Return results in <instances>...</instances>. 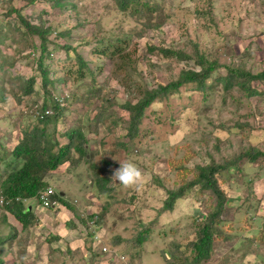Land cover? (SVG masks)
I'll return each instance as SVG.
<instances>
[{"label": "rangeland", "instance_id": "1", "mask_svg": "<svg viewBox=\"0 0 264 264\" xmlns=\"http://www.w3.org/2000/svg\"><path fill=\"white\" fill-rule=\"evenodd\" d=\"M140 1L146 6L132 12V5L121 10L117 0H0L3 153L28 124L37 122L31 108L46 101L50 109L52 100H59L63 110L48 131L55 128L54 136L66 142L62 134L81 126L91 152L89 161L66 167L70 172L62 168L48 175L49 186L65 192L75 214L58 201L44 207L34 199L35 222L22 230L11 215L2 219L0 206L2 264H174L167 244L192 238L194 220L213 209L215 195L199 186L188 188L172 211L159 214L168 192L182 184L183 175L190 180L196 165L236 159L237 168L217 175L226 194L218 223L223 234L201 264H264V157L239 158L246 151L264 152V80L253 83L261 90L255 96L237 86L226 89L222 80L229 66L253 73L264 69V0ZM17 13L30 24L51 28L45 88L38 67L40 39L23 28ZM108 44L119 51L100 54L98 47ZM159 48L182 51L191 59L165 56ZM197 53L220 64L204 89L184 83L156 99L129 139L125 105L184 70L199 69L193 60ZM77 54L87 68L79 69ZM71 154L77 156L73 149ZM102 159L112 162L106 167L110 176L118 160H132L148 182L137 192L114 180L112 198L99 194L89 162L100 165ZM106 200L111 205L104 207ZM91 214H102L99 226L87 223ZM155 218L149 240L136 246L138 233ZM117 238L122 240L115 243Z\"/></svg>", "mask_w": 264, "mask_h": 264}, {"label": "trees", "instance_id": "2", "mask_svg": "<svg viewBox=\"0 0 264 264\" xmlns=\"http://www.w3.org/2000/svg\"><path fill=\"white\" fill-rule=\"evenodd\" d=\"M117 1L121 10L129 9V6L132 5V12H138L141 9L140 7L143 8L146 6V3H142L140 0ZM17 18L27 32L40 39L38 67L41 70L43 87L45 88V84L49 81L50 77L48 65L45 63V57L46 55H51L47 46V38L51 32V28H43L35 24H30L21 13H17ZM101 46L102 48H100V46L98 47V49H100L98 50L100 54H106L108 51V54L113 56L116 51H119V48L116 50L114 44ZM111 46L112 49L109 50ZM159 50L163 55L168 57L174 56L178 59H191L182 51H175L169 48H159ZM68 53L67 51V54ZM122 56H120L119 53L121 60L123 58ZM77 58L79 69L82 70V68H87L86 63H83L79 54H77ZM127 59L128 57L126 60ZM193 60L195 64L199 66V69L184 70L176 80L166 84L158 83L157 87L154 89H145L140 92L141 95L137 102L127 103L125 105V109L128 112L126 135L129 139L137 135L142 117L151 103L155 102L156 99L161 100L162 97H167L172 92L178 90L184 83L193 82L198 88L203 90L206 80L210 78L220 66L217 61H209L200 53H197ZM222 80L226 89L237 86L238 89L245 92L247 96L260 95L261 90H258L253 83L264 80V69L253 73L249 70L229 66ZM31 87L32 85L30 84V86L25 87L22 92L24 94L29 93ZM36 107H38V105L33 106L34 109L31 108V112L39 117L37 122L35 121L26 126L22 131L21 137L10 147L9 153H3V147H0V163L4 165V168L0 170L2 171L1 175L3 174V177L0 179V196L3 199L0 206L4 211L2 219L6 221L7 216L11 215L21 225L22 230L29 229L35 222L36 216L31 201L36 199L38 203H40L38 195L49 186L48 175L62 168H64L65 173L66 171L70 172L72 168L66 167H74L81 161H89L88 158L91 153L88 149V135H86L83 127L77 126L76 128L67 129L64 134H62L63 137L67 139L66 142H62L61 138H59V140L54 136L53 132L55 128L51 132L48 131V124L52 122L56 123L62 115L63 106H60L59 100H52L50 109L46 101L41 107H38V110ZM48 110L51 111L48 112ZM72 149L76 152L77 156L71 154ZM245 157L254 160L259 157H264V152L258 150L254 152L246 151L239 155V158ZM111 164L112 162L108 159H102L100 165L93 160L89 162V168L93 176L91 182L93 181L99 194H107L109 198L113 197V191L115 189L114 180L111 179L112 176L109 175L106 169V167ZM235 167L237 168V159L232 161V163L212 162L204 166L196 165L192 171L193 177L190 180H186L183 175L182 184L177 189L168 192L167 198L158 211L159 214L172 211L175 202L184 196L188 188L199 186L201 189L212 191L215 195V205L213 209L203 219L194 220V235L192 238L188 240L187 243H181V241L175 242V240H172L167 244L165 251L170 258H172L174 264H201L202 261L210 256L214 239L223 234L218 227V223L221 221V213L226 201V194L223 192L222 188H220L217 175L222 171H226L228 168ZM65 196V192L58 193L55 191L50 197L52 201H58L72 210L75 214L76 210L74 206L64 200ZM103 205L107 207L111 205V203L106 200ZM104 207L103 209H105ZM100 216L97 214L89 215L87 223L90 224L89 221L93 220L97 223V226H99ZM77 217L80 221L84 222V218L79 215H77ZM94 217H96V219H93ZM156 221L157 218L150 221L145 228L138 233L134 241L136 246H142L149 240L153 224ZM10 237L11 236H8V238ZM91 239H93L92 235ZM116 240L115 243H119L122 239L117 238ZM2 242L3 240L0 238V246ZM2 262V259H0V264H2Z\"/></svg>", "mask_w": 264, "mask_h": 264}, {"label": "clouds", "instance_id": "3", "mask_svg": "<svg viewBox=\"0 0 264 264\" xmlns=\"http://www.w3.org/2000/svg\"><path fill=\"white\" fill-rule=\"evenodd\" d=\"M118 161L120 166L114 169L111 179L117 181L125 190H134L137 192L142 191L145 184L148 182L142 169L132 160ZM25 260H27V256L25 257Z\"/></svg>", "mask_w": 264, "mask_h": 264}, {"label": "built area", "instance_id": "4", "mask_svg": "<svg viewBox=\"0 0 264 264\" xmlns=\"http://www.w3.org/2000/svg\"><path fill=\"white\" fill-rule=\"evenodd\" d=\"M54 193H55V190L51 186H48L47 188L42 190L40 194L38 195L40 204L44 207H53L56 203L55 201L51 200L50 196L53 195ZM2 202H3V199L0 196V204H2ZM105 249L106 248L104 246L103 250L105 251Z\"/></svg>", "mask_w": 264, "mask_h": 264}]
</instances>
